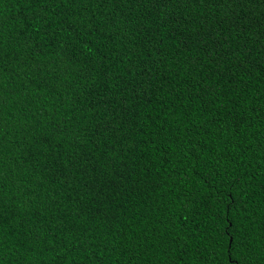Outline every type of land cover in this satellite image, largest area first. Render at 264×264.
I'll return each mask as SVG.
<instances>
[{"label":"trees","instance_id":"obj_1","mask_svg":"<svg viewBox=\"0 0 264 264\" xmlns=\"http://www.w3.org/2000/svg\"><path fill=\"white\" fill-rule=\"evenodd\" d=\"M0 264H264V0H0Z\"/></svg>","mask_w":264,"mask_h":264}]
</instances>
